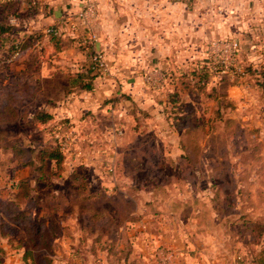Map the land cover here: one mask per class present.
<instances>
[{
    "label": "rangeland",
    "instance_id": "obj_1",
    "mask_svg": "<svg viewBox=\"0 0 264 264\" xmlns=\"http://www.w3.org/2000/svg\"><path fill=\"white\" fill-rule=\"evenodd\" d=\"M239 41L242 75L216 76L197 94L190 75L184 79L189 71L177 73L191 92L179 95L172 112L180 124L172 140L136 111L130 120L140 115L146 128L109 112L77 129L57 115L35 124L36 111L53 112L65 96L66 80L39 79L37 52L17 73L8 55L0 57V264H122L131 251L140 264L143 249L154 264H169L165 243L152 238L161 230L180 247L187 242L188 257L193 233L209 239L202 252L215 264H264V26L243 31ZM212 86L216 95L207 97ZM56 146L60 171L37 158ZM24 179L28 196L17 198ZM54 222L60 227L50 246L34 247L30 238ZM25 243L32 255L24 256Z\"/></svg>",
    "mask_w": 264,
    "mask_h": 264
},
{
    "label": "crops",
    "instance_id": "obj_2",
    "mask_svg": "<svg viewBox=\"0 0 264 264\" xmlns=\"http://www.w3.org/2000/svg\"><path fill=\"white\" fill-rule=\"evenodd\" d=\"M86 1L96 6V17L90 21L95 41L88 40L82 27L73 31L63 21ZM0 11L13 30L9 44L0 49L1 59L8 55L5 49L11 43L30 44L31 48L11 63L17 73L32 60L31 52L43 46L35 58L40 64L37 77L60 76L66 80V89L60 90L65 96L55 100L57 106L53 112L50 110L52 115L69 119L75 129L84 118L106 112L122 114L128 119L127 125L131 123L134 128H146V122L140 120L143 116L150 118L148 126L153 130L166 128L163 137L171 140L177 137L180 124L169 112L171 104L166 102V93L175 90L181 96L189 91L177 81V73H186L205 62L211 40H239L243 31L264 26V0H0ZM50 26L59 29L55 38L48 34L41 39L32 38ZM93 51L103 56L109 71L94 76L87 90L82 87V78L89 74V53ZM147 72H154L156 78L160 73L166 76L162 78V89L145 82L143 74ZM215 77L211 79L215 81ZM191 79L194 82L196 78ZM135 111L141 116L133 124L129 116ZM191 234L189 257L185 251L187 242L180 247L178 241L167 239L162 230L154 232L152 238L165 243L169 264H215L216 259L202 252L210 247L209 239ZM138 255L147 259L140 264H154L152 252L143 249ZM134 257L135 252L131 251L127 262Z\"/></svg>",
    "mask_w": 264,
    "mask_h": 264
},
{
    "label": "trees",
    "instance_id": "obj_3",
    "mask_svg": "<svg viewBox=\"0 0 264 264\" xmlns=\"http://www.w3.org/2000/svg\"><path fill=\"white\" fill-rule=\"evenodd\" d=\"M50 27H54V26H50ZM12 31H13L12 25H10V23L0 21V41H1V43L6 44V43H8V41H10V35L12 34ZM2 34H5V36L2 37L1 36ZM45 34L47 35V33H45V32L44 33H41V32L34 33L32 35V38L41 39ZM48 36H50L51 38H55L57 35L48 34ZM239 43H240V41H239ZM30 48H31L30 44H23L22 45L21 43H11L9 48H8L9 61L13 62L14 60L22 57L25 54V52ZM35 50H36V52L43 51L44 47L40 46L38 49L36 48ZM15 52L18 55L15 58H12V56ZM91 53L92 52L89 53V64H88V68H87L88 69L87 71L89 74L86 78H82V87L84 89H87V90L91 88V80L94 76L103 75V73L100 70H98L97 68H95L93 63L91 62V60H90ZM189 75L192 78H196L192 84V89L197 94H200V93H202V91H205L207 89V87L209 86L211 77L214 76L209 65L205 62H202L201 64H199L195 69L190 70ZM219 79L222 82H224L226 79L229 80V78L227 76H220ZM231 83H233V82H231ZM189 91L191 92V90H189ZM215 91H216L215 86H212L211 90L206 92V96L207 97H211V96L213 97V95L215 94ZM178 98H179V93L175 90L166 93V102L171 104L169 112H176V110H177L176 107L179 104ZM8 100H9V108H10L11 112L16 111L15 105L11 104V102H10V96H9V98H7V103H8ZM0 112H1V110H0ZM53 119H54V117L51 113H49L46 110H42V109L40 111H36L33 115V122L35 124H40V125L46 124V123L52 121ZM64 123L70 125V122L67 119L64 120ZM37 153H38L37 158H39V160L42 161V163L45 164L47 161L54 162L55 165L57 167H59V171H60L61 164L64 160V156H63V153L60 150L59 146L49 148V149L41 148ZM26 154H27V152H26ZM28 161L30 162V160H28ZM59 171L56 172L57 175L59 174ZM20 185L23 189V192L17 193L16 197L18 198V196H20V194H21L24 198H27L28 190L30 189L29 182L26 179H24V180L20 181ZM25 213H27V212H25ZM59 227H60V223L54 222L50 225V227L47 230L45 229V230H42L40 232L35 233L33 236L34 239H32V237L30 238L31 241L34 240L37 242L33 246L34 247H49L51 244L50 240L53 239V237L55 236L54 235L55 230L59 229ZM98 240L99 239L97 238V241ZM25 245H26L25 247H27L26 248L27 250H25L24 256L32 255L29 248H28L29 244L25 243ZM95 252H96V248L91 246L90 253L95 254ZM128 256H129V253L124 255V257H123V258H125L124 263L133 264L134 261H131L129 263L127 262ZM237 264H244V263L243 262H237Z\"/></svg>",
    "mask_w": 264,
    "mask_h": 264
},
{
    "label": "built area",
    "instance_id": "obj_4",
    "mask_svg": "<svg viewBox=\"0 0 264 264\" xmlns=\"http://www.w3.org/2000/svg\"><path fill=\"white\" fill-rule=\"evenodd\" d=\"M95 17V3L92 1H86L72 17H67L63 21L68 25L70 30L73 31L82 27L88 34V40L95 41L96 35L90 31V21ZM45 33L59 35V29L57 27H48L45 29ZM240 47L239 41L235 38L213 39L209 42L205 63L209 65L214 76L220 77L227 75L237 77L243 74ZM17 55L18 54L15 52L12 58H15ZM90 60L94 67L100 70L103 74L108 73L109 64L101 54L93 51L90 55ZM153 73L154 72H147L143 74L145 82L155 89H162V78L164 77L166 79V76L160 73V77L156 78Z\"/></svg>",
    "mask_w": 264,
    "mask_h": 264
}]
</instances>
